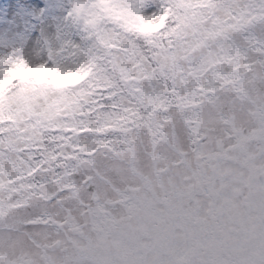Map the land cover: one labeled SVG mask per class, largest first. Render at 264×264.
Segmentation results:
<instances>
[{
	"label": "snow or ice",
	"instance_id": "obj_1",
	"mask_svg": "<svg viewBox=\"0 0 264 264\" xmlns=\"http://www.w3.org/2000/svg\"><path fill=\"white\" fill-rule=\"evenodd\" d=\"M0 264H264V0H0Z\"/></svg>",
	"mask_w": 264,
	"mask_h": 264
}]
</instances>
